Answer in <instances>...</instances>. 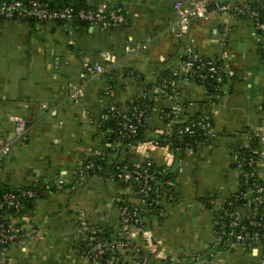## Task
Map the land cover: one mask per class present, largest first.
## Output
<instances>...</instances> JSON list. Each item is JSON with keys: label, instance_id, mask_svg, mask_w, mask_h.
Listing matches in <instances>:
<instances>
[{"label": "crops", "instance_id": "1", "mask_svg": "<svg viewBox=\"0 0 264 264\" xmlns=\"http://www.w3.org/2000/svg\"><path fill=\"white\" fill-rule=\"evenodd\" d=\"M48 1L54 6L72 1L104 10L121 7L127 21L125 27L105 29L0 19V141L12 144L0 167V185L20 188L41 179L66 184L35 201L31 214L13 219L25 236L17 245L0 247V264H89L77 252L80 223L117 227V199L134 203L135 198L130 186L97 175L79 185L78 163L96 155L136 165L145 159L139 147L125 152L109 143L98 117L111 102L127 111L146 85L152 98L145 122L150 138L165 129V111L173 112L176 123L199 115L210 100L203 86L177 79L173 99L155 93L161 74L176 67L189 50L207 57L229 51L236 77L215 97L212 139L180 159L165 150L152 153L158 165L176 170L171 195L157 205L163 214L152 212L144 220L165 258L148 254L141 236L134 237L133 244L145 253L148 264H264V250L212 248V201L222 203L239 188L232 146L243 131L264 128L263 39L253 21L211 12L194 20L189 33L177 39L174 3L190 6L196 0ZM254 1L231 0L234 5ZM85 61L116 63L117 86L112 89L106 77L87 75ZM127 70L139 78L124 77ZM78 87L84 88V95L76 104L69 94ZM11 116L28 121L27 139L17 137ZM213 196L209 208L200 202Z\"/></svg>", "mask_w": 264, "mask_h": 264}, {"label": "built area", "instance_id": "2", "mask_svg": "<svg viewBox=\"0 0 264 264\" xmlns=\"http://www.w3.org/2000/svg\"><path fill=\"white\" fill-rule=\"evenodd\" d=\"M176 19L173 30L177 39H183L190 31L191 24L196 19H205L211 12L229 14L234 17L252 20L256 31L263 39L264 53V1L253 8L250 3L234 5L231 0H196L187 6L182 1L174 3ZM0 19L4 20H32L39 23L61 22L98 26L105 29H115L126 23L127 17L123 8L111 10L93 7L75 9L71 6H53L44 0H0ZM227 34V33H226ZM87 75L92 78H101L116 73L118 67L114 62L106 64L85 61L83 63ZM174 79L169 85L166 81L155 89V93L167 99L178 95L173 82L182 79L203 86L210 98L205 109L196 117L185 123H176L173 112L165 113V129L159 131V136H172L179 144H189L188 139L195 136H204L208 141L214 136V116L211 114L218 96L229 82L236 77L233 64V55L223 51L218 57H207L198 52L189 50L183 55L173 71ZM84 88L78 87L70 92L69 99L76 104L81 102ZM142 95H140L141 97ZM110 120L116 123L109 128L105 135L116 134L118 140L135 137L139 129L145 124V111L139 105L129 107L127 111L111 102L100 114L99 122L104 124ZM16 123V134L25 140L29 134V123L21 117H10ZM116 139V141H118ZM253 142L259 144L252 154L244 150L250 149ZM264 143V128L253 131H243L233 144L231 152L234 169L239 173V188L226 201L219 203L212 201L214 208V238L212 248L224 251L234 246H242L256 253L264 250V152L261 145ZM139 147L144 153V161L130 168V165L118 166L115 173L106 172L109 180L128 185L132 188L135 202L125 201L120 197L116 203L119 208V224L114 227L115 235L108 236L107 228L80 223V242L84 247H77L89 264H148L145 253L133 244L134 237H143L148 244V254L164 259L165 256L157 243L149 235L144 214L153 205H158L160 199L171 195V181L165 176L171 165H158L152 153L165 150L175 157L170 145H160L157 140L138 143L132 148ZM12 144L0 141V167L5 157L11 152ZM177 153L195 152L193 148L175 149ZM97 169L91 162L82 160L78 163L76 177L82 185ZM64 181L59 180V184ZM32 191H5L0 193V247L7 249L21 243L24 239V230L13 219L21 215L25 198H33ZM158 207V206H157ZM14 211L12 214L8 211ZM163 214L161 209L156 210ZM78 244V245H79Z\"/></svg>", "mask_w": 264, "mask_h": 264}, {"label": "trees", "instance_id": "3", "mask_svg": "<svg viewBox=\"0 0 264 264\" xmlns=\"http://www.w3.org/2000/svg\"><path fill=\"white\" fill-rule=\"evenodd\" d=\"M44 1H48V0H44ZM264 0H257V1H254L251 4V6L253 8L255 7H258V5ZM50 4L53 5V2H50L48 1ZM54 6V5H53ZM66 6H71L75 9H78V8H82V7H85V8H88L87 6H83L82 4L78 3V2H72V1H65V3L61 4V6L59 7H66ZM73 26H84L86 27V25H79V24H73ZM88 27V26H87ZM177 66V65H176ZM175 67L170 69V70H167V71H164L161 76H160V82H159V86L162 85L164 83V81H166L169 85H171V82L172 80L174 79V76H173V71H174ZM117 76H118V73H113V74H109V75H106V79L110 85V87L113 89V87H116L117 86ZM124 77H133V78H139V74L134 72L133 70H127L125 71V73L123 74ZM145 92H143L140 96H138L135 100H133L128 107H133L134 105H139L142 107V109L145 111V122H146V119L151 111V108H152V98L150 96V94L148 93L149 92V86L146 85L145 87ZM115 105L117 107H121L119 104H116ZM204 110V109H203ZM202 110V111H203ZM201 111V112H202ZM206 111V109H205ZM168 111H165L164 114H163V118H164V122L165 124L169 121L168 119H165V113H167ZM211 114L213 115V113L211 112ZM198 116V115H197ZM196 116V117H197ZM214 116V115H213ZM194 117V118H196ZM99 118H100V115L98 117V121H99ZM115 121L114 120H110L104 124H102V129L104 130V132H107V130L109 128H113L114 125H115ZM175 133V132H174ZM172 134V136H159L157 133L153 136V137H149V131L147 130V128L145 127V124L139 129V133L137 136L135 137H131V138H128V139H120V141L118 140L117 138V135L116 134H108L107 138H108V142L111 143V144H118L120 145L119 147V151H127L129 152L130 149L132 148V146H136L138 145V143L140 142H144V141H149V140H157L159 141L160 145H166V144H169L170 145V148L172 151H174L175 153V157L177 159H180L184 153H177L175 152V149L178 148V147H182L183 149H186V148H193L194 150H196L197 146L204 142L205 141V137L204 136H195L193 138H190L188 139L189 141V144H179L175 138H174V135L175 134ZM116 139L118 141H116ZM256 148H259V144L256 143V142H253L250 149H246L244 150L246 154H252L253 150L256 149ZM86 161L88 162H91L93 165H94V168L97 169L98 167H101V171H95V173H91L90 176H93V175H97L99 177H103L105 179H108L110 178L109 176H107L106 172H110L111 174L112 173H115L117 171V168L118 166H123V165H130V168L131 167H134V163H129V162H122V163H115L113 161H111L108 157H102V156H99V155H96V156H92V157H89L86 159ZM77 176V175H76ZM89 176V177H90ZM176 176V170H172L170 169V171H168L166 173V180L168 181H172L174 179V177ZM60 180V179H59ZM59 180L58 181H55V182H47L45 181L44 179H41V180H38L37 182L35 183H32L28 186H24V187H20V188H14V187H9V186H6V185H0V193L2 192H5V191H11V192H18V191H32L35 193V196L33 198H25L23 200V210L22 212L20 213L21 215H29L31 214V211L33 209V205L35 203V201L39 200V199H45L47 198L50 194H51V191L52 190H55L59 185L62 186V188H66V184L63 183V184H59ZM215 197H211V198H201L200 199V202L203 203L206 207H210V200H214ZM125 201L127 202V200L125 199ZM157 206L156 205H153L152 207L148 208L147 209V212L143 215L144 218L147 216V214L149 215L150 213L152 212H156L157 210ZM12 214H14L15 212L12 210V211H8ZM104 225H97V227H102ZM104 227L107 228V235L110 237L112 235H115V231H114V227L112 226H107L105 225ZM78 247H84V244L82 243L81 245L79 244ZM79 255H81V252H78Z\"/></svg>", "mask_w": 264, "mask_h": 264}, {"label": "water", "instance_id": "4", "mask_svg": "<svg viewBox=\"0 0 264 264\" xmlns=\"http://www.w3.org/2000/svg\"><path fill=\"white\" fill-rule=\"evenodd\" d=\"M125 24H126V23H123V24L121 25V27H125ZM52 192H54V190H52Z\"/></svg>", "mask_w": 264, "mask_h": 264}]
</instances>
